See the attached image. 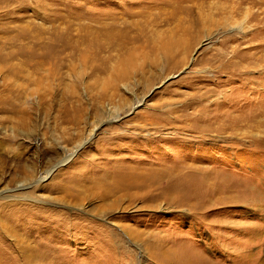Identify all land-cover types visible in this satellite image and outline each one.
<instances>
[{
	"label": "rangeland",
	"instance_id": "rangeland-1",
	"mask_svg": "<svg viewBox=\"0 0 264 264\" xmlns=\"http://www.w3.org/2000/svg\"><path fill=\"white\" fill-rule=\"evenodd\" d=\"M0 264H264V0H0Z\"/></svg>",
	"mask_w": 264,
	"mask_h": 264
}]
</instances>
